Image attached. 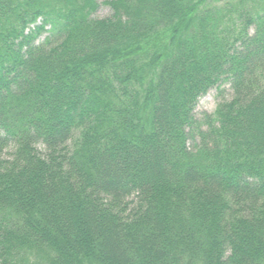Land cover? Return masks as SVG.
Returning <instances> with one entry per match:
<instances>
[{
	"label": "trees",
	"instance_id": "obj_1",
	"mask_svg": "<svg viewBox=\"0 0 264 264\" xmlns=\"http://www.w3.org/2000/svg\"><path fill=\"white\" fill-rule=\"evenodd\" d=\"M207 1L0 0V264H264V0Z\"/></svg>",
	"mask_w": 264,
	"mask_h": 264
},
{
	"label": "rangeland",
	"instance_id": "obj_2",
	"mask_svg": "<svg viewBox=\"0 0 264 264\" xmlns=\"http://www.w3.org/2000/svg\"><path fill=\"white\" fill-rule=\"evenodd\" d=\"M95 1L98 4V8L96 12L93 14V18L103 19L110 17L111 16L110 8L102 4L103 2L108 0H95ZM225 2L226 1L224 0L221 1L208 0L206 4L209 8L216 6L222 7ZM233 3H236V1H233ZM244 5H245L244 10L245 9L249 10L253 6V4L250 1L245 2ZM46 36L47 34H42L38 41L39 42L42 41ZM231 97H232V91L228 83H223L218 88H212L207 92L205 96L201 97L198 100L193 113L195 118L199 119L203 114H207V115L212 114L218 104L229 101ZM73 138H77V134H74ZM68 144L71 145V141H69ZM39 150H41V147H39ZM9 154H10L9 150L4 151L2 154V158H7Z\"/></svg>",
	"mask_w": 264,
	"mask_h": 264
},
{
	"label": "bare ground",
	"instance_id": "obj_3",
	"mask_svg": "<svg viewBox=\"0 0 264 264\" xmlns=\"http://www.w3.org/2000/svg\"><path fill=\"white\" fill-rule=\"evenodd\" d=\"M130 200H131V198H130ZM131 201H133V199Z\"/></svg>",
	"mask_w": 264,
	"mask_h": 264
}]
</instances>
